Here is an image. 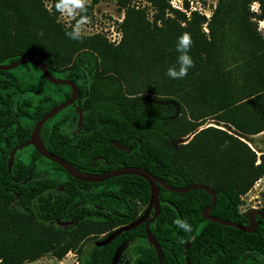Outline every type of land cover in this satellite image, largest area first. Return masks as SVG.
<instances>
[{"label":"trees","instance_id":"trees-1","mask_svg":"<svg viewBox=\"0 0 264 264\" xmlns=\"http://www.w3.org/2000/svg\"><path fill=\"white\" fill-rule=\"evenodd\" d=\"M146 1L153 8L151 19L132 0H118L124 8L122 36L113 43L100 32L84 34L82 41L69 38L72 28L58 19L57 0L51 9L43 0H0V31H15L4 34L10 47L0 62L35 56L56 76L76 81L82 122L74 104L47 119L40 136L50 151L85 171L140 165L173 185L206 183L217 194L210 212L245 223L248 209H239L241 196L264 174V152L257 153L245 139L264 130V28L259 31L252 19V0H218L209 18L197 9L187 15L189 0H183L184 10L170 0ZM257 1V18L264 21V0ZM185 32L192 38L194 67L185 78L173 79L167 69L178 67L177 42ZM231 44L247 45L237 65L224 55ZM4 75L11 78L12 113H0V264H19L45 252L62 257L70 248L79 249L86 236L106 235L144 211L150 186L135 173L81 180L32 144L18 149L28 148L25 158L14 156L9 168L11 149L29 138L48 109L69 97L71 87L52 83L32 62L0 69V78ZM4 87L0 80V104ZM206 118L233 129H198ZM190 132L186 142L169 144ZM43 161L64 175L33 176ZM159 199L160 211L149 227L163 264H243L233 251L240 242L251 246V264H264L261 216L248 232L204 218L202 209L211 201L204 189L182 192L160 185ZM59 218L73 221L60 226ZM177 219L187 221L192 231L178 227ZM96 240L83 249L88 259L80 258V264H158L145 221L102 245ZM122 244L131 254L114 261Z\"/></svg>","mask_w":264,"mask_h":264},{"label":"rangeland","instance_id":"rangeland-1","mask_svg":"<svg viewBox=\"0 0 264 264\" xmlns=\"http://www.w3.org/2000/svg\"><path fill=\"white\" fill-rule=\"evenodd\" d=\"M46 7L51 9V5L53 0H43ZM95 1V2H94ZM94 2V3H93ZM218 0H189L190 8L186 10L187 15H189L191 9H197L200 13H204L207 18L211 15L212 11L214 10ZM91 6V8L89 7ZM132 3L140 7H144L146 10L147 17L151 19L153 8L146 0H132ZM171 4V2H170ZM177 4L183 5V0H177ZM172 5V4H171ZM173 6V5H172ZM175 7V6H174ZM180 9V8H179ZM249 9L255 11L256 15L252 17L254 21H257V29L262 31L264 28V21L262 19H258L257 14L260 11L259 2L257 0H252L249 3ZM184 10V8H183ZM83 15V14H82ZM86 15L89 18L88 23L84 26V34L90 31H111L112 28L120 29V21L124 15V8L119 4L118 0H88L87 5V13ZM58 19L62 22L65 27H71L76 23L75 19H70L68 17L62 16L60 12L57 14ZM203 26L206 28V22L203 23ZM15 31H0V54L7 53L10 46H6L5 42L7 38L4 37V34L14 33ZM90 34V33H89ZM235 35L238 32H234ZM247 45H238V44H231L228 45V48L224 50V55L229 61L231 65H237L241 62L244 56V50L246 49ZM206 125H213L217 127L224 128L226 130L232 131L231 126L225 124L223 121L213 119V118H206L204 122L199 125L198 129L206 126ZM192 133H188L183 136H179L176 139H170L169 144L172 146H176L180 142H186ZM249 138V137H248ZM264 140V136H263ZM251 144L254 145L252 140L250 139ZM20 147L19 149H21ZM23 150H18L15 153V156L20 157L22 159L25 158L26 151L28 148ZM32 175L37 177H44V176H55V177H62L64 174L61 171H55L49 167V164L46 161L39 163L35 166L32 170ZM242 201L239 206L240 210L249 209L250 207H258L264 209V174L261 175L248 189L245 193L242 194ZM140 209H143V206H140ZM73 221L72 218H59L56 220V224L63 226L71 223ZM105 232L100 233H93L86 236L84 239H81L78 243L79 249L77 248H70L62 257H57L52 252H45L44 254L34 258V259H26L19 264H80V258H84L87 262V251L83 250L86 249L89 244L96 240L100 239ZM128 245L122 244L120 245L116 253L114 255V261H118L122 258H125L127 255L131 254Z\"/></svg>","mask_w":264,"mask_h":264},{"label":"water","instance_id":"water-1","mask_svg":"<svg viewBox=\"0 0 264 264\" xmlns=\"http://www.w3.org/2000/svg\"><path fill=\"white\" fill-rule=\"evenodd\" d=\"M25 62H32L36 64L41 72L43 73L44 77L51 81L52 83L56 84H68L71 87V92L68 98L60 101L50 109H48L34 124L30 136L27 140L24 142L16 145L14 148L11 149L10 155L8 158V167L10 168L12 161H13V153L17 148H20L22 146L32 144L35 149L42 154L43 156L51 159L54 162L59 163L70 175H72L75 178L85 180V181H99L103 179H107L111 176L123 174V173H135L138 175L143 176L149 183L150 186V197L149 202L144 209L142 213H140L137 217H135L133 220L119 225L109 231L104 237L96 240L97 245H102L104 243H107L114 239L121 231L130 229L141 222L145 221V233L146 238L148 242L154 246L157 252L158 256V264H163L162 259V250L161 246L158 243L157 239L152 234L149 223L154 220L156 215L160 211V199H159V186L162 185L166 189L174 190V191H182L186 192L192 188H201L206 191H208L211 194V201L209 204L205 205L202 209V216L206 219H210L212 221H216L225 225H232L234 227L240 228L242 230L252 232L256 229L258 225V219L256 218V215L261 216L264 219V210L258 207H250L247 210V218L248 222L243 223L239 222L234 219H227V218H221L217 215L212 214L210 211L214 207L216 203L217 194L215 190L208 184L202 183V182H191L187 185H173L166 180H164L162 177L152 173L150 170H148L146 167L140 166V165H122L119 167H115L112 169H109L107 171L102 172H91V171H85L77 168L75 165L70 163L67 159L64 157L50 151L46 148L44 145L42 138L40 136V131L47 119H49L52 115L57 113L60 109L63 107L74 104L75 107L78 109V123L81 124L82 122V114L83 111L80 107V105L76 104L75 100L78 97L79 94V88L77 86V83L75 80L67 77H59L54 74H52L49 71V68L45 62H43L41 59L30 56V55H24L19 57L16 60L9 61V62H0V69H11L14 68L22 63ZM153 210L152 214L150 215V211ZM188 246V242L185 244V247ZM186 259H188L186 257Z\"/></svg>","mask_w":264,"mask_h":264},{"label":"clouds","instance_id":"clouds-1","mask_svg":"<svg viewBox=\"0 0 264 264\" xmlns=\"http://www.w3.org/2000/svg\"><path fill=\"white\" fill-rule=\"evenodd\" d=\"M88 0H57L55 8L62 16L75 19L76 23L71 26L72 30L66 34L73 40L82 41L84 35V26L88 23L87 13ZM83 14V15H82ZM192 45L191 35L187 32L182 33L177 42L176 50L180 53L177 65H173L167 69V75L173 79H183L187 76L188 70L194 67V60L189 55ZM178 227L186 232L192 231V226L185 220L177 219L174 221Z\"/></svg>","mask_w":264,"mask_h":264},{"label":"flooded vegetation","instance_id":"flooded-vegetation-1","mask_svg":"<svg viewBox=\"0 0 264 264\" xmlns=\"http://www.w3.org/2000/svg\"><path fill=\"white\" fill-rule=\"evenodd\" d=\"M49 71H50V69H49ZM52 74H54V73H52ZM0 80H2V82L5 81V87H4L5 97L2 99V103L0 104V113H3L5 115H11V113H12V99H11L12 90H11V86H10L11 78L4 75V78L3 79L0 78ZM1 130H2V128H0V140L2 139ZM10 144L11 143L8 142V145H10ZM28 145H25V146H28ZM18 149L19 148H17L14 151L13 158H14L15 153ZM9 155H10V152H9ZM9 155H8V158H9ZM233 249H234L233 251L237 252V258L239 259V261H241V262L243 261V264H251L252 250H251V246L249 244H242V242H240L237 246L235 245L233 247ZM188 263L191 264L190 262H188Z\"/></svg>","mask_w":264,"mask_h":264},{"label":"built area","instance_id":"built-area-1","mask_svg":"<svg viewBox=\"0 0 264 264\" xmlns=\"http://www.w3.org/2000/svg\"><path fill=\"white\" fill-rule=\"evenodd\" d=\"M170 2L173 6L183 9L182 5L177 4V0H170ZM97 32L103 33L108 38V40L113 43H118L122 36L121 29H115V28H112L111 31H90V32H87L86 34H89V33L92 34V33H97Z\"/></svg>","mask_w":264,"mask_h":264},{"label":"crops","instance_id":"crops-1","mask_svg":"<svg viewBox=\"0 0 264 264\" xmlns=\"http://www.w3.org/2000/svg\"><path fill=\"white\" fill-rule=\"evenodd\" d=\"M245 136H246L245 139L257 151V153L264 152V140H263L264 130L252 134H245ZM250 139L252 140L254 145L251 144Z\"/></svg>","mask_w":264,"mask_h":264}]
</instances>
